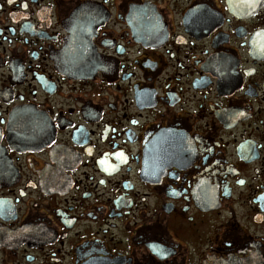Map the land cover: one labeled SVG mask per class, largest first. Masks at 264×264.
I'll list each match as a JSON object with an SVG mask.
<instances>
[{
	"label": "flooded vegetation",
	"instance_id": "af4514ba",
	"mask_svg": "<svg viewBox=\"0 0 264 264\" xmlns=\"http://www.w3.org/2000/svg\"><path fill=\"white\" fill-rule=\"evenodd\" d=\"M0 264H264V0H0Z\"/></svg>",
	"mask_w": 264,
	"mask_h": 264
},
{
	"label": "snow or ice",
	"instance_id": "6c2138e0",
	"mask_svg": "<svg viewBox=\"0 0 264 264\" xmlns=\"http://www.w3.org/2000/svg\"><path fill=\"white\" fill-rule=\"evenodd\" d=\"M101 163H103V161H101Z\"/></svg>",
	"mask_w": 264,
	"mask_h": 264
}]
</instances>
